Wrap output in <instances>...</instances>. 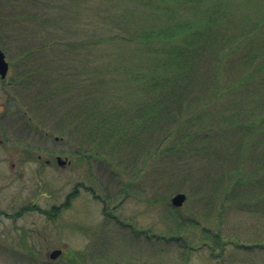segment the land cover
I'll return each instance as SVG.
<instances>
[{
  "label": "rangeland",
  "instance_id": "1",
  "mask_svg": "<svg viewBox=\"0 0 264 264\" xmlns=\"http://www.w3.org/2000/svg\"><path fill=\"white\" fill-rule=\"evenodd\" d=\"M242 6V13L264 22V0ZM132 8V0H0V48L11 82H0V140L12 139L7 149L0 147V264H264V218L232 208L219 221L217 210L209 212L195 198L196 189L191 192L190 178L201 171L192 161L155 162L168 170L165 175H157L156 168L150 173L147 161L126 197L122 186L137 172L118 178L103 154L83 159L84 138L91 149L87 135L80 131L70 142L64 127L56 130L55 119L48 117L75 97L84 99L87 31L96 42L100 38L89 59L106 63L113 74L121 64L139 60V45L106 41L117 27L100 17L130 19ZM143 12L152 11L138 9ZM133 92L121 81L114 94L126 106ZM17 109L24 113L16 115ZM63 113L61 108L56 118ZM58 156L71 164L60 167ZM18 161L13 170L11 163ZM142 162L144 156L134 168L142 169ZM179 193L187 199L175 207L172 199ZM55 250L61 253L51 258Z\"/></svg>",
  "mask_w": 264,
  "mask_h": 264
},
{
  "label": "trees",
  "instance_id": "2",
  "mask_svg": "<svg viewBox=\"0 0 264 264\" xmlns=\"http://www.w3.org/2000/svg\"><path fill=\"white\" fill-rule=\"evenodd\" d=\"M132 2L130 19L100 17L117 27L106 41L139 45V60L113 74L106 63L89 59L100 38L96 42L87 31L84 99L79 95L61 107V117V108L48 117L56 130L64 127L70 142L80 131L87 135L91 149L84 138L83 159L103 154L118 178L137 172L122 186L126 197L147 161L150 173L158 161H192L201 171L190 178L191 192L196 189L195 198L209 212L217 210L219 221L232 208L264 218V22L242 13L243 3L258 6L260 0ZM141 7L152 12L138 13ZM121 81L134 91L126 106L114 94ZM142 156V169L134 168ZM163 168H156L157 175L169 173ZM220 237L215 235L217 244Z\"/></svg>",
  "mask_w": 264,
  "mask_h": 264
},
{
  "label": "flooded vegetation",
  "instance_id": "3",
  "mask_svg": "<svg viewBox=\"0 0 264 264\" xmlns=\"http://www.w3.org/2000/svg\"><path fill=\"white\" fill-rule=\"evenodd\" d=\"M2 51H3V53L5 54V52H4V50L2 49ZM5 57H6V54H5ZM6 59H7V57H6ZM9 71H10V65H9ZM8 74H9V72H8ZM8 74H7V76H6V78L5 79H2L1 78V76H0V82H1V84L2 85H6L7 86V84H11V82H9V78H8ZM5 86V87H6ZM17 107V106H16ZM20 112H22V113H24L23 111H19V109H17V111H16V115H19V113ZM20 116V115H19ZM6 118H7V115H6ZM22 121V119L21 120H17V122H19V124H20V122ZM10 140H12L11 138H8V137H5L4 138V140H0V147H2V148H6L7 149V147H8V144H9V141ZM19 140V138L16 140V143L17 144H19L20 142L18 141ZM59 139H56V141H58ZM13 142V141H12ZM23 155H24V153H22ZM56 158V160H57V165H59L60 167H67L68 165H70L71 164V162L69 161V160H67V159H62L60 156H58V157H55ZM39 159L41 160L42 159V157L41 156H39ZM23 163V162H22ZM19 165H21V161H18V162H12L11 163V168L14 170L16 167H19ZM45 165H48V166H50V165H52V161L51 160H46L45 161ZM72 200V193H70L68 196H67V198H66V203L64 204V206L65 207H67L68 205H69V203H70V201ZM53 209L55 210L56 209V207H53Z\"/></svg>",
  "mask_w": 264,
  "mask_h": 264
},
{
  "label": "water",
  "instance_id": "4",
  "mask_svg": "<svg viewBox=\"0 0 264 264\" xmlns=\"http://www.w3.org/2000/svg\"><path fill=\"white\" fill-rule=\"evenodd\" d=\"M9 71V64L6 61L5 54L0 49V76L2 79H5ZM187 197L183 193H179L172 199V205L175 207L183 206L184 202L186 201ZM61 253L60 250H56L51 254V258L57 257Z\"/></svg>",
  "mask_w": 264,
  "mask_h": 264
}]
</instances>
